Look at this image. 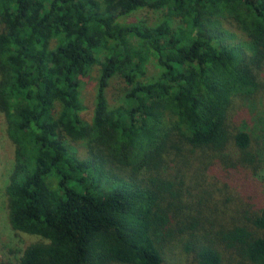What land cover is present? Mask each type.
I'll return each instance as SVG.
<instances>
[{
	"label": "trees",
	"instance_id": "1",
	"mask_svg": "<svg viewBox=\"0 0 264 264\" xmlns=\"http://www.w3.org/2000/svg\"><path fill=\"white\" fill-rule=\"evenodd\" d=\"M262 74L264 0H0L18 264H264Z\"/></svg>",
	"mask_w": 264,
	"mask_h": 264
},
{
	"label": "rangeland",
	"instance_id": "2",
	"mask_svg": "<svg viewBox=\"0 0 264 264\" xmlns=\"http://www.w3.org/2000/svg\"><path fill=\"white\" fill-rule=\"evenodd\" d=\"M162 16L161 11H152V10H142L138 11L128 17L125 18L124 21L128 23H134L137 21H145L148 24L156 23ZM227 28L231 32H235L236 38L234 41H243V39H246L243 34L240 32L237 33L235 31V28L232 23L227 24ZM152 71L153 68H150ZM263 82V87L260 90L261 92L258 93L259 97H264V75H260ZM94 83L91 82L90 84H87L85 88L82 91V96L84 100V105L86 107V110L84 112V119L88 122H90L92 118V111H93V100H94V91H93ZM125 90V86L123 82L115 78L111 81L110 86L108 88V100L111 106L116 105L120 99V97L123 95ZM263 92V93H262ZM233 103L235 106H240L241 102L239 99H234ZM67 146L76 153V156L80 159H86L87 153H86V147L83 142H72L69 140H66ZM14 165V146L11 143V141L8 139L6 132H5V124L3 120V116L0 113V264H18L20 261V258L23 255L24 250L34 242L39 241V238L23 233H18L13 231L8 223V208H7V202H6V196H5V188L8 183L9 174L13 168ZM110 168H107V170H112L113 173H115L118 176L126 177V171L117 169L116 167L109 165ZM140 178H148L146 175H140ZM202 178V177H201ZM200 178V179H201ZM261 181L263 182L264 186V172H262V175L259 177ZM189 176H187L186 181H188ZM190 180L191 177H190ZM208 182L210 181L207 180ZM226 192H231L233 196L236 198V196H240L241 194L238 192L237 189H234L233 187H228ZM184 195L186 197L187 191L184 192L183 197L181 196L180 199L184 198ZM228 206L235 211L238 210V205L235 201H232ZM165 257H168L165 255ZM192 257H189V263L186 264H192L193 261L191 260ZM116 264V263H114ZM164 264H172L168 263V260L164 262Z\"/></svg>",
	"mask_w": 264,
	"mask_h": 264
}]
</instances>
